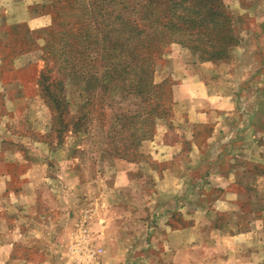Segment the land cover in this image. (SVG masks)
Returning a JSON list of instances; mask_svg holds the SVG:
<instances>
[{
  "label": "rangeland",
  "instance_id": "374dc122",
  "mask_svg": "<svg viewBox=\"0 0 264 264\" xmlns=\"http://www.w3.org/2000/svg\"><path fill=\"white\" fill-rule=\"evenodd\" d=\"M54 1L0 0V84L22 91L20 99L5 97L1 107L7 130L1 129L0 136L13 133L21 140L0 143L6 148L0 155H6L8 172L0 176V264H100L106 240L102 231L115 226L123 245L134 242L133 252L123 253L127 262L172 264L173 255L159 237L164 233L154 231L160 230L165 212L175 225H190L174 211L178 206L197 217L204 234L188 239L192 253H181L180 261L192 254L206 259L211 248V254H221L225 238L219 234L229 218L226 229L245 234L226 243L243 246L247 258L264 264V206L256 222L255 206L249 203L240 220L236 213H216L214 222L206 221L215 214L214 196L221 193L209 189L211 173L203 168L214 164L212 151L227 148V142L212 137L215 120L231 110L239 128L236 145L248 148L241 161L261 178L262 188L246 194L264 197V133L248 131L251 125L264 130V0H223L237 39L228 58L200 59L177 41L164 48L154 80L172 81L169 112L155 117L152 132L141 136L133 133L142 123L115 118L127 109L145 113L148 106L121 100L118 90L108 91L102 101L98 89L93 97L87 88L86 78L97 75L98 68L102 74L116 57L106 61L94 51L80 61L87 64L80 70L66 50V32L75 24L121 26L122 19L116 18L121 2L114 0L107 8L103 3L101 12L92 14L87 9L92 0ZM121 1L132 7L137 0ZM123 14L134 17L128 9ZM42 71L61 84L45 89L50 80L40 81ZM202 84L208 91L200 89ZM54 94L60 103L48 97ZM63 97L71 104L63 103ZM198 97H206L209 115L203 120L188 117ZM196 146L203 158L195 155ZM215 162L225 165L222 159ZM169 167L170 173H162ZM175 180L183 188L168 189ZM174 193L177 199L171 197Z\"/></svg>",
  "mask_w": 264,
  "mask_h": 264
},
{
  "label": "trees",
  "instance_id": "16d2710c",
  "mask_svg": "<svg viewBox=\"0 0 264 264\" xmlns=\"http://www.w3.org/2000/svg\"><path fill=\"white\" fill-rule=\"evenodd\" d=\"M113 1L92 0V6L84 8L94 14L101 12L99 8L103 7V3L107 2V8ZM56 2L57 0L53 5ZM120 2L122 6L116 18L122 19L121 26L90 29L82 23L80 26L75 24L66 32V50L68 57H75L73 66H79L80 70L87 65H81L80 61L94 51L106 61L116 57V61L107 63L105 70L101 69L102 74L98 68L97 75L86 78L87 88L93 97L98 89L96 94L102 101L107 99L108 91L118 90L121 91V100H133V104L137 106H148L149 109L145 110L147 116L143 110L127 109L122 110L115 118L119 121L122 119L118 116L124 121L132 118L134 125L137 122L142 123L141 130L137 129L133 133L140 132L138 136H141L152 132L155 117L164 118L169 112L172 81L170 78L159 83L154 80L157 58L161 57L164 48L171 41H177L192 49L200 59L222 60L229 57L237 39L223 0H137L132 7L118 0V4ZM125 9L134 17L125 19ZM77 38L81 39L80 42L85 39L81 43L82 47L77 48L80 43H77ZM92 67L95 65L91 64L90 70ZM41 77L40 81L47 82L51 75L42 71ZM66 83L65 81V85ZM58 84H61L60 79H52L44 88L53 91L52 85L56 87ZM48 97L61 102L55 94ZM62 102L71 104V101H65V97ZM94 102H91L92 105ZM159 108L162 110L159 111Z\"/></svg>",
  "mask_w": 264,
  "mask_h": 264
},
{
  "label": "crops",
  "instance_id": "0c3cea01",
  "mask_svg": "<svg viewBox=\"0 0 264 264\" xmlns=\"http://www.w3.org/2000/svg\"><path fill=\"white\" fill-rule=\"evenodd\" d=\"M0 81L2 80L0 79ZM203 86L200 85V89H205V91H208L206 87L204 86L205 88H203ZM8 95L11 98L20 99L22 96L21 88L17 86L11 87V85L8 86L4 85L3 83L0 84V132L7 130L5 118L3 119L6 111L5 109L1 110V107L6 106L7 99H5V97H8ZM198 99H201L199 100V104L197 106H191L188 113V117L193 120H203V118L209 115L208 107L205 104L206 97H198ZM234 116H236L235 113L230 110L227 113V117H225L221 121L220 119L215 120L213 129L214 136L212 138H216L217 142H220L222 140L223 142L225 141L228 144L226 149L220 148L210 153V156L215 158L217 161H219L220 159L225 161L224 166L218 165L215 160L212 166L203 167L208 170L209 173H211V176L209 178H211L212 185L209 189H212L214 191L218 190L221 193L220 195L214 196L212 201L214 210L212 211V213L215 214L213 215L209 213V217L211 219L207 218L206 221L212 220V222H214L215 219L212 218H215L214 216L216 215V213H236V219L240 220L243 216L246 215V207L248 203L255 206V208H253V211L255 212L253 215L255 222L262 217L261 213L263 212L264 197L262 196L261 199H257L255 198V196L250 197V195L246 194L247 191H258L262 188V184L260 182L261 178L259 174L253 172L252 169L246 166L245 161H243V163L241 161L242 157L245 158L248 152V148L247 146L236 145L237 138L239 136V128L237 127V121L235 120ZM248 127L249 126H247V128ZM248 131H251V134H256V131H259V133H264V130L255 128L254 125H251V127L248 128ZM8 140L17 143L18 140H21V138L19 135L13 133L9 136L8 134H3V136H0V143L6 144ZM253 141L255 142V140ZM196 148L198 151H195V155L203 158V154H201L200 152L201 150L198 148V146H196ZM1 150L5 152L6 148L4 147V145L0 144V152H2ZM14 154L17 155L16 153ZM192 156L194 155L192 154ZM5 163L6 155H0V176L8 173L4 165ZM170 171H172L171 167L166 168V170H164L162 173H170ZM177 186H181L183 188V184L178 183V181L175 180V182L171 184L170 188L168 189L177 188ZM171 197L173 199L178 198L175 193L174 195H171ZM257 206L259 207V209H257ZM175 207H177L176 204ZM174 211L180 214L181 218H183L182 220L189 222L190 225H175L174 218L171 213L165 212V214H163V216L160 218V220L163 221L162 224L160 223V230L154 231L155 234L159 233V231H161V234L164 233L162 234L164 236L159 237L162 238L165 247L164 249L173 255L172 264H259V262L256 261L257 258L252 261L251 258H247L245 256L246 248H244L243 246H236L231 245V243H226L227 238H233V240H235V238L242 239V235L245 234V232H243V230L241 229L237 230L236 232H230L229 230H227V223L230 221L229 218L226 221L224 220V229L222 230L221 234H219L221 238H225V243H223V251L221 254L215 253L214 251H212L211 254V250H214L213 248H211L208 249L210 255L207 256L206 259L200 260L196 258L194 254H192L190 260L188 259L187 262L180 261L179 255H181V253H187L188 255L192 253L188 249V239L194 238L195 240L203 237L204 234L201 233L202 229L198 223L199 221H197V217H195L192 212H187L180 206L174 208ZM198 211L202 212L203 210L198 209L197 212ZM258 215L260 218H257ZM193 218L196 221L195 223ZM202 221H205L204 218L202 219ZM118 229L119 227L115 226L114 229L110 227L106 228L105 231H102L106 240L105 242H103L104 252L100 264H130L129 262H127L129 260V258H127L128 256L123 255V253L130 255L134 250L132 248L134 246V242H128V245H123V238L119 237L117 233ZM149 235L150 231L148 234L146 233L147 239H150ZM205 236L207 235L205 234ZM209 236L212 237V234L209 233ZM131 264L135 263L132 262ZM146 264L159 263L157 261L148 259Z\"/></svg>",
  "mask_w": 264,
  "mask_h": 264
}]
</instances>
